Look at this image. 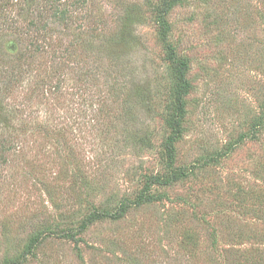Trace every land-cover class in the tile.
Segmentation results:
<instances>
[{
  "label": "rangeland",
  "instance_id": "obj_1",
  "mask_svg": "<svg viewBox=\"0 0 264 264\" xmlns=\"http://www.w3.org/2000/svg\"><path fill=\"white\" fill-rule=\"evenodd\" d=\"M163 1L0 0V82L27 47L12 25L48 49L0 93V264H264V0H178L166 15L191 85L174 160Z\"/></svg>",
  "mask_w": 264,
  "mask_h": 264
},
{
  "label": "trees",
  "instance_id": "obj_2",
  "mask_svg": "<svg viewBox=\"0 0 264 264\" xmlns=\"http://www.w3.org/2000/svg\"><path fill=\"white\" fill-rule=\"evenodd\" d=\"M50 2H53L52 4V8L54 7L55 3L57 2V0H50ZM178 2V0H164L162 2V8H159L157 10V22L159 27L161 28V33H162V38L164 40V43L166 44L167 48H168V52H169V60L170 62L174 65V68L176 70V74L179 80V86L177 88V93H176V101H177V109H178V113L175 116L174 120H171L169 122V126L173 132V136L172 138L168 141L167 143V151H168V155L170 157L171 160H174V156H175V144L177 141H179L182 131H183V121L185 119L186 116V105H185V98L189 95L190 90H191V85L190 82L187 78V71H188V63L186 61H179L177 59L176 53L173 49V47L168 43V34H169V27H168V23L166 21V15H168V13L170 12V10H172L173 6ZM54 16L58 17V20L60 22L66 23L68 22V20H70V16H68L69 11L67 10V8L65 9H59L57 7V9L54 8ZM34 25V24H33ZM46 27V25H45ZM11 30L15 31L18 34V40L19 41H26L27 42V47L25 52H23V54L20 56H16V65H14V69H10L8 71H5V75L7 73H9L11 76L10 78H8V82L3 83L0 82V93L4 90H8L11 86H9L10 84L13 85H18V84H23L24 82L23 79L25 78H30L34 67V61H36V57L38 53H46L45 51H47L48 49L46 47H40L36 44H34V41L29 42L27 41V39L25 38V36L23 34L20 33V30H18L17 28H15L14 25L11 26L10 28ZM45 29V28H44ZM122 33L124 35H128L126 32V28H124L122 30ZM23 35V36H22ZM21 38H20V37ZM43 37H46L45 35H43ZM41 50V52H40ZM66 54L69 53V50L65 51ZM56 55V54H55ZM28 57V58H26ZM12 60H15L14 58ZM28 60L30 62H28ZM19 66H18V65ZM60 79H62L61 77H57V84H55L53 86V89H51L52 92L54 93H60L62 91H60V84L61 81ZM55 80L54 78H52V81ZM3 121H0L1 127L0 129H7V128H3ZM26 128V125L24 126ZM12 147V146H11ZM7 146V142L3 141L0 143V163L3 162V164H6L7 160L5 158L6 154L9 153L12 148ZM179 173H181V171H176V170H171L170 174L165 177V178H154L151 180V182L149 183V185H147L145 187V189L143 190L140 199L136 202L137 205H142L146 202H148V195L150 193V191L152 190L153 186H162V187H168L170 185H172L173 183L177 182L181 176H179ZM130 209V204L127 202H123L121 203V205L112 212H104V213H93L91 215H89L85 222L82 223L80 225L79 231H85L89 225L93 222H95L96 220L99 219H103V218H112V219H120L128 210ZM61 237L66 238V239H71V240H77V236L76 234L72 231L69 230H62V232L59 234ZM31 252V249L29 250V253ZM24 257H26V253L24 254ZM14 264H20V263H14Z\"/></svg>",
  "mask_w": 264,
  "mask_h": 264
}]
</instances>
